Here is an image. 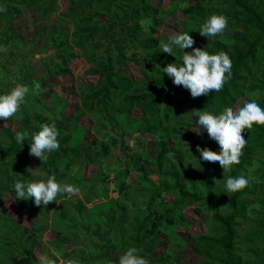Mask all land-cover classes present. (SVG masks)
<instances>
[{
    "label": "trees",
    "instance_id": "trees-1",
    "mask_svg": "<svg viewBox=\"0 0 264 264\" xmlns=\"http://www.w3.org/2000/svg\"><path fill=\"white\" fill-rule=\"evenodd\" d=\"M67 1L61 11L58 0H0V94L29 86L19 111L0 127V264H36L34 249L47 231L57 234L53 253L61 264H119L130 247L148 264H191L176 261L186 249L201 259L192 264H264V125L244 130L248 142L230 172L200 168L194 157L197 149L220 151L207 133L195 132L199 112L220 115L250 99L264 107V0H167L166 7L152 0ZM28 14L31 21L23 18ZM213 14L227 20L222 37L199 32ZM170 17L181 32H192L193 47L229 58L232 79L220 95L193 97L162 72L183 55L161 49L171 37L159 30ZM77 58L94 78L77 84L79 110L66 116L68 102L51 88ZM135 66L140 78L131 73ZM46 96L51 101H42ZM82 117L93 121L89 142ZM45 123H55L60 147L43 162L30 153L31 136L22 145L15 134ZM85 166L96 171L88 176ZM33 169L79 188L80 197L62 193L46 206L16 199V180L47 178L31 175ZM228 175L250 182L225 193ZM6 194L34 212L31 226L4 211ZM190 207L203 217L205 230L196 235L184 213ZM41 249L58 264L56 254Z\"/></svg>",
    "mask_w": 264,
    "mask_h": 264
},
{
    "label": "clouds",
    "instance_id": "clouds-1",
    "mask_svg": "<svg viewBox=\"0 0 264 264\" xmlns=\"http://www.w3.org/2000/svg\"><path fill=\"white\" fill-rule=\"evenodd\" d=\"M228 29V23L221 14L209 16L200 26L201 35L208 38L223 36ZM192 32L183 31L171 36L167 41L161 42L162 51L174 54V50H180L182 61L169 63L161 68L176 85H182L190 90L193 97L203 94L205 97L218 96L232 79V64L226 55L210 53L206 47H193L195 44ZM191 48V51L185 49ZM39 87V85H37ZM29 93V86L18 84L10 92L0 94V118L13 117L21 108ZM255 95V94H253ZM199 134L207 133L209 140L218 146L219 154L211 151L197 149L194 156L200 168L203 165H220L224 173L230 172L234 164L240 162L247 139L242 134L245 129H252L254 124L264 125V107L256 99H250L238 110L227 109L220 115H212L206 111L198 113L197 121ZM31 136L30 153L39 157L43 162L54 150L60 147L58 140L59 131L55 123L43 124L38 131H17L15 140L18 144H24ZM36 169V168H35ZM33 176H46V179L16 180L14 190L16 199H32L36 205H48L57 201L59 194L69 195L79 192V188L59 182L55 174L48 175L40 171L30 172ZM225 179V193L235 192L245 188L249 184V178L244 175H228ZM119 264H148L147 259L139 255V249L130 247L119 258Z\"/></svg>",
    "mask_w": 264,
    "mask_h": 264
},
{
    "label": "rangeland",
    "instance_id": "rangeland-1",
    "mask_svg": "<svg viewBox=\"0 0 264 264\" xmlns=\"http://www.w3.org/2000/svg\"><path fill=\"white\" fill-rule=\"evenodd\" d=\"M153 4L155 6H163L166 7L168 4L167 0H152ZM60 10L65 11V9L68 7V1L67 0H58ZM192 2H195V0H192ZM57 15L52 16L51 20L55 19ZM23 18L29 19V21L32 20L31 14H28L24 16ZM37 24L36 22L31 23V29L32 27ZM181 24L175 17H170L168 19V23L162 26L159 30V33L163 36L171 37L175 35L176 33L181 32ZM86 63L81 59L77 58L74 59L71 64L69 65V68L71 70L70 75L64 76V77H57L56 79L53 80V86L52 90L56 91L57 94H59L63 99H65L68 102V108L66 110L65 115L70 116L74 115L78 110H79V105H78V99L79 95L76 90L77 84L80 83H88L90 82L94 77L92 76H87L85 75V68H86ZM132 75L135 78H140L141 77V71L139 66H135L131 70ZM42 101L49 102L51 99L49 97H44ZM244 101V100H243ZM241 101V102H243ZM52 105V104H51ZM140 114L139 111H136L133 113L134 116H138ZM81 124H83L86 127L87 130V142L90 141V139L94 136V133L92 131V125L93 121L89 117H82V120L80 121ZM6 125V122L4 119L0 118V127H3ZM16 128V125L14 124L13 129ZM199 130V127L198 129ZM195 132L199 137H202L206 134H199L196 130ZM125 146L128 144L125 143ZM122 148V146H121ZM129 149L126 148L125 150ZM119 150L117 154L120 152ZM152 152V155L154 156V151L150 150ZM112 163L113 159L108 158L105 163ZM96 168L93 166H85L83 168V172L86 175H90L91 173L95 172ZM135 178V174H131V177L129 178V182H132ZM112 195V194H111ZM76 198H79L80 195L79 193H75ZM94 202H97L95 200ZM58 204V203H57ZM56 204V205H57ZM94 204V203H93ZM2 206L3 209L6 213L14 216V219L21 223L22 226L29 227L32 225L33 219H34V212L22 208L21 205L18 204L9 194H6L3 199H2ZM92 205H89V207ZM186 218L190 222L189 229L190 231L196 235L199 234L201 231H204V225H203V217L201 215L196 214L193 211V207H190L184 211ZM57 238V234L53 231H47L46 233L43 234L41 241L38 242L35 246L34 252L38 258V262L36 264H55L54 261L50 258V256L41 249V246L43 245L44 247L48 248L52 253H53V243L54 240ZM42 243V245H41ZM53 254H56L59 258L58 264L62 263L61 257L57 252H54ZM187 260L188 263H197L200 262L201 259L197 257L196 255L193 254V252L190 249H186L182 253L179 254L177 257L176 261L181 262Z\"/></svg>",
    "mask_w": 264,
    "mask_h": 264
},
{
    "label": "bare ground",
    "instance_id": "bare-ground-1",
    "mask_svg": "<svg viewBox=\"0 0 264 264\" xmlns=\"http://www.w3.org/2000/svg\"><path fill=\"white\" fill-rule=\"evenodd\" d=\"M38 26V25H37Z\"/></svg>",
    "mask_w": 264,
    "mask_h": 264
}]
</instances>
